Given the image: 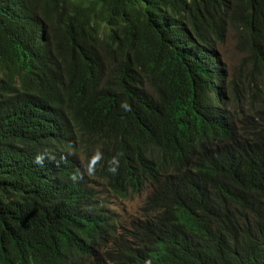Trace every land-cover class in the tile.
Instances as JSON below:
<instances>
[{"label":"trees","instance_id":"1","mask_svg":"<svg viewBox=\"0 0 264 264\" xmlns=\"http://www.w3.org/2000/svg\"><path fill=\"white\" fill-rule=\"evenodd\" d=\"M231 31L264 71V0H0V264H264V106L235 110ZM96 180L152 185L126 235Z\"/></svg>","mask_w":264,"mask_h":264},{"label":"rangeland","instance_id":"2","mask_svg":"<svg viewBox=\"0 0 264 264\" xmlns=\"http://www.w3.org/2000/svg\"><path fill=\"white\" fill-rule=\"evenodd\" d=\"M219 60L228 74V84L230 80L243 82L239 72L251 73L248 86L251 88L243 93L242 106L234 108L239 116H245L252 113V107L264 106V71L256 69L250 62H247L241 69H236L242 55L236 48L235 33L229 32L225 43L218 49ZM238 70V71H237ZM233 108V107H232ZM93 186L97 191L99 203L109 212L114 222L115 232L117 235H125L124 230L129 229L130 223L140 216L141 207L151 188L140 194L129 195L125 198L113 194L105 184L96 180ZM103 264H111L105 260V256L100 253Z\"/></svg>","mask_w":264,"mask_h":264},{"label":"clouds","instance_id":"3","mask_svg":"<svg viewBox=\"0 0 264 264\" xmlns=\"http://www.w3.org/2000/svg\"><path fill=\"white\" fill-rule=\"evenodd\" d=\"M121 107L125 110V111H131V105H129L127 102H122L121 104ZM123 154L122 153H117L115 156L111 157L109 160H108V166H107V171L109 173H111L112 175H116L118 174V170H119V164H120V157L122 156ZM46 154L42 153V154H38L36 157H35V160L34 162L38 165H43L44 164V161L46 159ZM104 158V155H103V152L101 151L100 147H97L93 154L91 155V157L89 158V161H88V164L86 165V167L84 168V171L83 172H80V170H77L75 173H73V175L70 177V179L73 181V182H77L81 179L84 178V176H88L89 178L91 177H94L95 174H96V165L100 163L101 160H103ZM147 188H151L142 207L144 206V204L146 203L148 197L150 196L152 190H153V187L150 183H146L145 187L139 191V192H131V191H128L127 193L125 194H115L119 197H122V198H125L129 195H135V194H140L141 192L147 190ZM114 194V193H113ZM141 207V208H142ZM107 211V210H106ZM109 213V212H107ZM110 215V214H109ZM112 219V218H111ZM113 222V221H112ZM114 223V222H113ZM131 224V223H130ZM130 228V227H129ZM126 230V229H125ZM124 230V232H125ZM114 231H115V226H114ZM116 234V232H115ZM117 235V234H116ZM125 235H126V232H125ZM103 250H109L108 248H104ZM100 251V253L103 252ZM108 261V260H107ZM109 262V261H108ZM111 263V262H109Z\"/></svg>","mask_w":264,"mask_h":264}]
</instances>
